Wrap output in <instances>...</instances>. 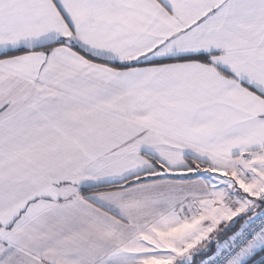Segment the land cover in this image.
<instances>
[{"label":"snow or ice","instance_id":"6c2138e0","mask_svg":"<svg viewBox=\"0 0 264 264\" xmlns=\"http://www.w3.org/2000/svg\"><path fill=\"white\" fill-rule=\"evenodd\" d=\"M0 264H264V0H0Z\"/></svg>","mask_w":264,"mask_h":264}]
</instances>
